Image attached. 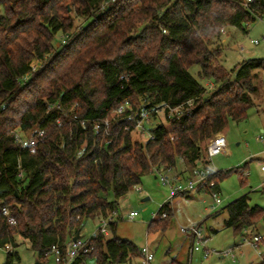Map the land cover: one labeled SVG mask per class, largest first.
<instances>
[{"label": "trees", "instance_id": "trees-1", "mask_svg": "<svg viewBox=\"0 0 264 264\" xmlns=\"http://www.w3.org/2000/svg\"><path fill=\"white\" fill-rule=\"evenodd\" d=\"M0 5V248L15 246L20 235L39 259L55 252L58 264L67 262V243L82 234L87 220L115 214L119 199L151 170H169L178 158L194 165L205 141L229 120H245L255 106L264 59L243 60L230 72L214 45L226 27L246 33L248 24L264 17V0ZM58 33L66 39L56 47ZM194 65L201 67L200 79L190 72ZM203 79L218 88L207 95ZM183 104L190 111L167 119L168 126L153 124L145 143L133 139L145 114L155 119L156 110ZM19 132H31V141L22 143ZM225 175L213 173L206 183L214 181L218 192ZM204 187L196 191L210 192ZM224 209V224L235 234L255 226L264 213L246 195ZM171 212L170 202L164 203L148 234L164 231ZM141 255L133 241L99 234L70 264H85L89 256L98 263L132 264ZM19 259L8 251L6 264Z\"/></svg>", "mask_w": 264, "mask_h": 264}, {"label": "rangeland", "instance_id": "rangeland-1", "mask_svg": "<svg viewBox=\"0 0 264 264\" xmlns=\"http://www.w3.org/2000/svg\"><path fill=\"white\" fill-rule=\"evenodd\" d=\"M4 15V8L0 5V16ZM247 32L235 27H226L215 47L221 48V59L225 68L232 72L236 65L243 60L252 58L264 59V17L256 19L246 27ZM80 30L77 29V31ZM65 36L58 33L55 46L59 47L64 42ZM254 40L260 41L255 44ZM40 66L35 62L34 69ZM201 67H191V74L199 78ZM260 71V70H259ZM257 82L260 81V91L253 95L255 106L248 110L245 120L236 122L229 120L227 127L222 132L227 141L224 152L208 157L207 146L210 140L203 143L202 157L198 160V168L209 167L214 173L223 172L226 175L219 182V197L221 202L216 203L210 192L204 190L191 191L189 196L178 194L173 196L171 185H186L192 174L188 171L190 166L182 159L176 160L175 166L169 170H151L145 174L142 181L133 187L125 196L119 199L118 211L106 217L90 218L86 221L82 232V239L89 240L96 230L106 221L108 223V235L106 239L116 235L123 239H129L138 245L142 252L146 249L153 254L151 264H170L177 260L182 264L189 263V249L191 239L181 231V227L200 225L203 233L208 238L207 247L210 250L208 259L203 252H195L191 264H263L264 255V213L255 226L244 229L235 234L232 228L226 227L224 222L228 218V212L224 208L234 200L247 196L251 206L258 205L264 208V148L258 139L264 130V71H260ZM207 95L216 85L213 80H201ZM208 82L214 84L209 86ZM208 84V86H206ZM119 112V111H118ZM174 111H167L166 107L159 109L156 118L144 116L145 130L135 127L132 132L134 140L145 143L150 137V128L153 124L163 122L169 125L167 119L173 117ZM18 137L22 143L30 142L31 132H19ZM241 169L238 172V169ZM166 177L168 184L161 181ZM140 189V190H139ZM110 200L114 197L108 195ZM144 198H148L143 200ZM170 202L172 215L168 219V226L164 231L148 234V226L156 218L161 206ZM215 207H212V206ZM131 212H137V216L130 217ZM159 216H157L158 218ZM110 223L115 224V230ZM260 241L254 243V237ZM252 242V243H251ZM233 249L235 257H220L217 252ZM8 251H15L19 260L13 264H58V257L51 252L44 259H39L37 253L31 248L30 242L22 236H17L15 246L10 249L0 248V264H6ZM143 262V256L135 259L132 264ZM85 264H111L98 263L94 256H89Z\"/></svg>", "mask_w": 264, "mask_h": 264}, {"label": "built area", "instance_id": "built-area-1", "mask_svg": "<svg viewBox=\"0 0 264 264\" xmlns=\"http://www.w3.org/2000/svg\"><path fill=\"white\" fill-rule=\"evenodd\" d=\"M255 0H246V3H251ZM224 32V29H223ZM260 41L258 40H254V43L257 44ZM209 86L214 87V84L211 82H208ZM208 84H206V86H208ZM191 102H188V106L191 105ZM186 104H183L181 106L178 107H174L171 108L169 106L168 110L174 111L176 114L177 113H181L183 111H190V107H188ZM167 109V108H166ZM119 112L122 111V109L118 110ZM159 111L156 110V114ZM144 116L149 118V114H145ZM143 116V118H145ZM143 118L138 121V123L136 124V128L138 129H144V125H143ZM151 137V135H150ZM258 139L262 142L263 148H264V130H262L261 134L259 135ZM227 148V141L226 138L223 134H217L216 136H214L206 150H207V154L208 157L212 158L215 155H218L222 152H224ZM262 170H264V166H262ZM214 172L212 170H210L209 167H204V168H198L195 167L193 169L192 172V176L189 179L188 184L186 185H179V186H173L171 185V189L173 192V196H176L180 193L183 192H191V191H195L199 185L203 184L206 188H209L211 195L215 198V201L217 204H219L221 202V199L219 197V194L215 191H213V187L215 186V182L211 181L210 183H206L208 178L213 174ZM161 181L163 182V184L167 185L168 184V180L166 177L162 176ZM204 187V188H205ZM140 190V189H139ZM215 207V206H213ZM5 214H8V211L5 210ZM137 216V212H131L130 213V217L134 218ZM167 213L164 212L162 214V217H166ZM105 219V218H104ZM108 227V223L105 221L97 230L96 232L93 234L92 237H97L99 234H103L104 236L108 235L109 232L107 230ZM181 231L183 233H185L190 239H191V247H190V258H189V263L191 264L193 255L195 252H203L204 254V258L208 259V257L210 256V250L207 247V242H208V238L206 237V235L203 233L202 231V227L199 225L196 226H192V227H181ZM74 237V236H73ZM73 237L69 240V242L67 243V256H68V261L64 262L63 264H70L74 258L78 255L79 250L84 246V244L86 243L85 240L82 239V235L80 234L79 238L74 241ZM260 241V238L258 236L254 237V243H258ZM252 243V242H251ZM10 245H6V249H10ZM12 248V247H11ZM217 254L220 257H235V253L233 249H228V250H224V251H220L217 252ZM143 255V262H139V263H135V264H151L152 260L154 259L153 254H151L147 249L142 252Z\"/></svg>", "mask_w": 264, "mask_h": 264}, {"label": "crops", "instance_id": "crops-1", "mask_svg": "<svg viewBox=\"0 0 264 264\" xmlns=\"http://www.w3.org/2000/svg\"><path fill=\"white\" fill-rule=\"evenodd\" d=\"M219 134H222V132L221 133H219ZM191 168H190V170L188 171L190 174H192V172H193V169L195 168V167H197L198 166V164H197V162L194 164V165H192V164H189L185 159H183ZM207 167V166H206ZM219 191H220V189H219ZM219 191L217 192L218 194H219ZM170 206H171V204H170ZM214 206V205H213ZM212 206V207H213ZM172 208V207H171ZM156 218H157V216H156ZM143 255H141L140 257H139V259L142 257ZM189 258H190V249H189Z\"/></svg>", "mask_w": 264, "mask_h": 264}, {"label": "water", "instance_id": "water-1", "mask_svg": "<svg viewBox=\"0 0 264 264\" xmlns=\"http://www.w3.org/2000/svg\"><path fill=\"white\" fill-rule=\"evenodd\" d=\"M146 199H148V198H144L143 200H146ZM79 236H80V234L75 235V236L73 237V240L76 241V240L79 238Z\"/></svg>", "mask_w": 264, "mask_h": 264}]
</instances>
